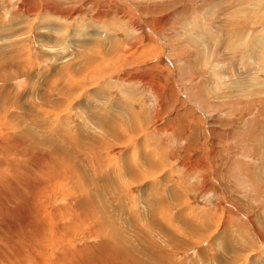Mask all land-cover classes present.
<instances>
[{
    "label": "rangeland",
    "instance_id": "rangeland-1",
    "mask_svg": "<svg viewBox=\"0 0 264 264\" xmlns=\"http://www.w3.org/2000/svg\"><path fill=\"white\" fill-rule=\"evenodd\" d=\"M115 242L264 264V0H0V264Z\"/></svg>",
    "mask_w": 264,
    "mask_h": 264
},
{
    "label": "bare ground",
    "instance_id": "bare-ground-1",
    "mask_svg": "<svg viewBox=\"0 0 264 264\" xmlns=\"http://www.w3.org/2000/svg\"><path fill=\"white\" fill-rule=\"evenodd\" d=\"M24 135V134H23ZM113 237V236H112ZM111 237V238H112ZM113 239V238H112ZM113 246V245H112ZM114 246H115V248L114 249H116L118 252L120 251V255H121V258H123L125 261H126V264H133V262L132 263H130V260H131V252H130V250H126L124 247H122V246H120V245H118V244H116V242H115V244H114ZM112 249V248H111ZM121 249H124V250H121ZM115 250V251H116ZM110 253V252H109ZM116 255V254H115ZM134 255V254H133ZM93 261H94V259H93ZM137 264V263H136Z\"/></svg>",
    "mask_w": 264,
    "mask_h": 264
}]
</instances>
